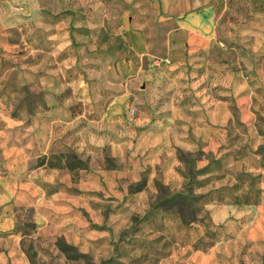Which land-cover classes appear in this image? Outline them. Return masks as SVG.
<instances>
[{"label":"rangeland","instance_id":"rangeland-1","mask_svg":"<svg viewBox=\"0 0 264 264\" xmlns=\"http://www.w3.org/2000/svg\"><path fill=\"white\" fill-rule=\"evenodd\" d=\"M0 264H264V0H0Z\"/></svg>","mask_w":264,"mask_h":264},{"label":"crops","instance_id":"crops-1","mask_svg":"<svg viewBox=\"0 0 264 264\" xmlns=\"http://www.w3.org/2000/svg\"><path fill=\"white\" fill-rule=\"evenodd\" d=\"M210 26V20L208 15L205 14H190L186 16L181 22H180V28L179 31L181 33H189L190 35H194L197 32H204L205 29H207ZM195 36V35H194ZM123 36H121V39ZM131 46V47H130ZM127 46L126 42H119V48L121 50V54H124L125 52L134 53L135 51V45ZM126 57V56H125ZM126 59V58H125Z\"/></svg>","mask_w":264,"mask_h":264},{"label":"trees","instance_id":"trees-1","mask_svg":"<svg viewBox=\"0 0 264 264\" xmlns=\"http://www.w3.org/2000/svg\"><path fill=\"white\" fill-rule=\"evenodd\" d=\"M66 156L65 155H53L51 157H44L43 160L40 162V166H46L47 168L50 169H68L71 172L73 171H78V169L81 167L79 165H83L84 163L80 160L77 159V157L73 154H71L70 159H72L73 163H68L66 165L63 164V159H65ZM181 200L184 201L185 198H180ZM246 200L244 201V203H250L251 200H248V198H245ZM29 258L31 259L32 263L34 262L35 259V254H29L28 253Z\"/></svg>","mask_w":264,"mask_h":264}]
</instances>
